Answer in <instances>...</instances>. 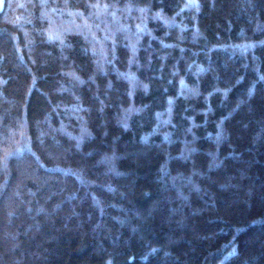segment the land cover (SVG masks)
Returning <instances> with one entry per match:
<instances>
[{"label":"trees","instance_id":"16d2710c","mask_svg":"<svg viewBox=\"0 0 264 264\" xmlns=\"http://www.w3.org/2000/svg\"><path fill=\"white\" fill-rule=\"evenodd\" d=\"M0 264H264V0H2Z\"/></svg>","mask_w":264,"mask_h":264},{"label":"rangeland","instance_id":"374dc122","mask_svg":"<svg viewBox=\"0 0 264 264\" xmlns=\"http://www.w3.org/2000/svg\"><path fill=\"white\" fill-rule=\"evenodd\" d=\"M1 2H2V0H0V6H1Z\"/></svg>","mask_w":264,"mask_h":264}]
</instances>
